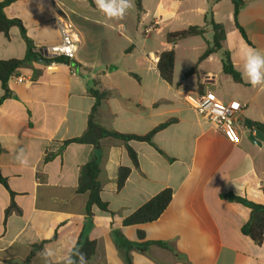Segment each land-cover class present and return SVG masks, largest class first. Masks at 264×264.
<instances>
[{
    "label": "crops",
    "instance_id": "0c3cea01",
    "mask_svg": "<svg viewBox=\"0 0 264 264\" xmlns=\"http://www.w3.org/2000/svg\"><path fill=\"white\" fill-rule=\"evenodd\" d=\"M92 1L16 0L5 8L8 18L22 22L35 54L60 43L59 18L74 24L80 43L69 63L51 64L39 56L23 64L14 76L32 81L9 80V96L0 104V171L9 187L0 183V264H45L40 253L46 248L53 253L48 264H65L84 228L97 242L88 264H126L113 230L131 242H163L171 248L134 249L129 253L133 264H264V242L257 246L242 233L250 209L221 198L233 193L264 205L259 189L264 144L250 139L258 130L247 126L264 124V86L253 88L242 75L249 49L264 54V0H244L238 24L245 36L230 0H140V11L133 0L122 20L108 19ZM209 11L225 39L221 50L199 62L213 42L205 19ZM193 26L206 27V32L175 44L167 41L169 33ZM172 49L175 68L168 83L158 60ZM226 51L242 83L223 72ZM26 55L19 27L8 36L0 33V61ZM194 67L196 72L186 76ZM92 91L107 94L96 120L108 130L144 136L170 124L154 135L153 144L113 137L102 139L99 148L64 144L85 134L96 102ZM206 92L224 104L244 106L238 114L239 144L211 129L188 104L186 96ZM4 94L0 81V100ZM126 144L137 154V167ZM20 149L28 158L26 167L15 159ZM93 159L111 213L94 206L89 218L88 194L78 187L84 166ZM121 167L131 172L119 189ZM165 189L173 191V198L159 219L124 226L125 218Z\"/></svg>",
    "mask_w": 264,
    "mask_h": 264
},
{
    "label": "trees",
    "instance_id": "16d2710c",
    "mask_svg": "<svg viewBox=\"0 0 264 264\" xmlns=\"http://www.w3.org/2000/svg\"><path fill=\"white\" fill-rule=\"evenodd\" d=\"M16 0H5L0 3V33L9 35V31L12 27H19L23 38L27 43V55L23 60L19 59H11V60H1L0 61V81L2 82L3 88L5 90V94L0 100V104L4 99L9 96V88L8 82L12 76L15 75L17 70L25 63L31 60H37L40 54H35L33 49V42L27 37L26 29L23 26L22 22L18 19L8 18L5 14V8L14 3ZM91 4H93L92 0H88ZM234 4V18L236 22V26L239 29L240 33L244 35L243 29L238 24V14L241 8L244 6V0H230ZM138 10H141L140 0H137ZM206 22L212 28V32L214 33L213 42L210 47L202 54L199 59V62L206 59L209 55L214 52H217L222 49V42L225 39L224 31L221 25L215 23L213 19L212 11H209L206 15ZM206 32V27H198L193 26L189 27L186 30L169 33L167 35V41L169 43L175 44L183 39L201 36ZM49 63H69V60L66 58H56L54 60H49ZM222 65L223 72L233 78L236 83H242L241 74L235 69L230 53L223 52L222 53ZM175 68V51L168 50L164 51L159 55L158 60V70L160 72L161 77L168 83H172L173 75ZM196 72V67L192 68L187 74L191 75ZM93 97L96 99V102L92 108L91 114L88 120V127L85 134L79 138H74L71 140L65 141L64 144L78 143V144H91L96 148L100 147V142L102 139L107 137H113L120 140H123L125 143H128L131 140L147 142L153 144L154 135L166 128L170 121L163 123L153 129L150 133L144 136L133 135V134H121L116 131H111L100 125L96 120V112L101 102L107 98L106 93H99L92 91ZM247 126L254 127L255 130H260L264 132V124L258 122H248ZM127 151L129 153V157L131 158L133 165L135 167L138 166V159L136 152L126 144ZM131 172L130 168L121 167L118 173V188L121 189L125 184L129 174ZM83 177L80 181L78 192L81 194H88V202L86 206V214L89 218L93 216V207H97L102 212L111 213L108 203L104 202L101 197L102 186L99 181L100 175V167L96 159L88 162L83 168ZM0 183L8 187L7 180L2 176L0 171ZM173 198V191L171 189H165L158 193L156 196L148 200L144 205H142L139 209L134 211L130 216L124 219V226H134V225H142L156 221L160 218V216L166 211L169 204L171 203ZM221 198L229 201L241 204L248 209H250V218L248 222L242 227V233L248 236L257 246H261L264 242V205L255 203L246 198L239 197L234 195L233 193H223ZM10 212V209L8 210ZM113 236L116 240L117 245L124 251V259L126 264H133L130 256V251L136 249L141 253H145L150 245L156 244L161 247L171 249L168 247L166 243L163 242H144V243H135L127 240L118 230H113ZM140 238L143 239V234H139ZM56 237V236H55ZM46 242L41 243L39 246L34 247L30 257L35 255L38 250L43 248V245ZM76 250L83 252L88 262L94 257L97 250V242L95 240H91L88 236V231L84 228L82 233L80 234L77 243L72 248L70 255H73ZM75 259V256H73Z\"/></svg>",
    "mask_w": 264,
    "mask_h": 264
},
{
    "label": "built area",
    "instance_id": "2783aa9c",
    "mask_svg": "<svg viewBox=\"0 0 264 264\" xmlns=\"http://www.w3.org/2000/svg\"><path fill=\"white\" fill-rule=\"evenodd\" d=\"M57 26L61 34L60 43L48 46L39 51V53L48 61L62 57L71 61L76 57L79 49V33L74 24L65 18L57 19ZM152 29L153 26L146 28L144 31L145 35L149 34ZM11 79L18 84L32 81V77L26 78L22 76H12ZM186 99L188 104L211 129L222 133L232 144L237 145L240 143L241 133L238 129V114L244 106L236 103L224 104L217 100L210 92L202 93L197 96L188 95ZM233 105H236V107H233ZM259 189L264 190V182L261 183Z\"/></svg>",
    "mask_w": 264,
    "mask_h": 264
},
{
    "label": "clouds",
    "instance_id": "9594fccd",
    "mask_svg": "<svg viewBox=\"0 0 264 264\" xmlns=\"http://www.w3.org/2000/svg\"><path fill=\"white\" fill-rule=\"evenodd\" d=\"M97 7L108 19L122 20L127 11L134 7L133 0H95ZM243 76L247 77V82L253 87L264 86V54L254 49H249L244 58ZM15 159L22 167L28 165V158L23 149H20ZM40 255L48 264V258L53 255L47 248ZM75 256V259L73 258ZM65 264H88L86 255L76 250L73 255L65 258Z\"/></svg>",
    "mask_w": 264,
    "mask_h": 264
},
{
    "label": "water",
    "instance_id": "95a60500",
    "mask_svg": "<svg viewBox=\"0 0 264 264\" xmlns=\"http://www.w3.org/2000/svg\"><path fill=\"white\" fill-rule=\"evenodd\" d=\"M250 139L256 143L257 145H261V144H264V133L261 132V131H256L254 134H250L249 135Z\"/></svg>",
    "mask_w": 264,
    "mask_h": 264
},
{
    "label": "snow or ice",
    "instance_id": "6c2138e0",
    "mask_svg": "<svg viewBox=\"0 0 264 264\" xmlns=\"http://www.w3.org/2000/svg\"><path fill=\"white\" fill-rule=\"evenodd\" d=\"M233 107H236V105H233Z\"/></svg>",
    "mask_w": 264,
    "mask_h": 264
},
{
    "label": "rangeland",
    "instance_id": "374dc122",
    "mask_svg": "<svg viewBox=\"0 0 264 264\" xmlns=\"http://www.w3.org/2000/svg\"><path fill=\"white\" fill-rule=\"evenodd\" d=\"M229 44V43H228Z\"/></svg>",
    "mask_w": 264,
    "mask_h": 264
}]
</instances>
